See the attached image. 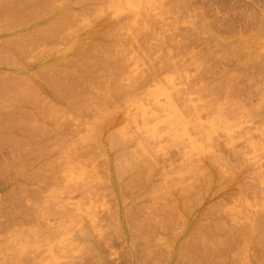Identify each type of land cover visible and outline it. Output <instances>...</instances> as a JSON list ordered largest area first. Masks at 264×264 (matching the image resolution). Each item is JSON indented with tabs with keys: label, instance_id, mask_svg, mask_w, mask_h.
Instances as JSON below:
<instances>
[{
	"label": "rangeland",
	"instance_id": "obj_1",
	"mask_svg": "<svg viewBox=\"0 0 264 264\" xmlns=\"http://www.w3.org/2000/svg\"><path fill=\"white\" fill-rule=\"evenodd\" d=\"M26 1L0 264H264V0H53L43 29Z\"/></svg>",
	"mask_w": 264,
	"mask_h": 264
},
{
	"label": "crops",
	"instance_id": "obj_2",
	"mask_svg": "<svg viewBox=\"0 0 264 264\" xmlns=\"http://www.w3.org/2000/svg\"><path fill=\"white\" fill-rule=\"evenodd\" d=\"M21 2L22 0H7L3 4L0 5V10L5 14V19L2 20V17L0 16V21H2V24H0V48L2 44H5V42H8L10 44H15V42H21L22 35L25 34H37L38 32V26L33 27L32 23H27L23 26L21 22V14L23 11V8H21ZM31 1L27 0L26 3H29ZM35 5L33 6L34 9H38V6L41 7V9L45 8V15L42 18H45V22L47 23V26L45 27V24H43V28H48V26H51V24L48 23V18L53 17V5H51L48 8V3H52L53 0H41L38 2L37 0L34 1ZM45 3V5H43ZM29 6V4H27ZM51 11V15L48 13ZM31 12V9L30 11ZM258 10L255 8V17H257ZM260 13V11H259ZM261 16V15H260ZM36 17V16H34ZM33 17H29L30 20H36L32 19ZM24 28V30H23ZM44 31V30H43ZM32 46L36 45V43H32ZM20 57L19 59H15L13 57H9V59H4L0 57V83L3 81H12L16 84L17 82H20L21 80V66H20ZM32 70V68H30ZM29 70V72H31ZM14 72V73H13ZM28 72V74H29ZM20 74V75H19ZM33 74V72H31ZM31 77V76H29ZM34 77V76H33ZM29 78L32 80V78ZM19 80V81H18ZM4 108V104H0V114H2ZM3 119V118H1ZM1 123V122H0ZM4 124V123H2Z\"/></svg>",
	"mask_w": 264,
	"mask_h": 264
},
{
	"label": "bare ground",
	"instance_id": "obj_3",
	"mask_svg": "<svg viewBox=\"0 0 264 264\" xmlns=\"http://www.w3.org/2000/svg\"><path fill=\"white\" fill-rule=\"evenodd\" d=\"M57 21V20H56ZM59 22V21H58ZM54 23L55 22H53V24H51V25H54ZM58 25V24H57ZM14 73V72H13ZM20 75V74H19ZM27 75V74H26ZM24 76V75H23ZM22 76V77H23ZM28 76V75H27ZM29 76H31V73H29ZM21 77V76H20ZM26 78V77H25ZM30 78V77H29ZM22 79V78H21ZM27 79V78H26ZM18 84V83H17ZM50 86H52V84H49ZM55 86V85H54ZM14 87V86H13ZM17 87H18V85H17ZM52 88V87H51ZM32 90V89H31ZM52 90V89H51ZM50 90V91H51ZM28 92H29V90H28ZM30 93V92H29ZM24 95V94H23ZM28 95V94H27ZM258 110V109H257ZM25 112H26V110H24ZM23 111V112H24ZM254 111V110H253ZM255 112H256V110H255ZM262 112V111H261ZM257 114V113H256ZM20 115H23L22 114V112L20 113ZM255 115V114H254ZM258 115H255V117H257ZM260 116V115H259ZM263 116V115H262ZM261 116V117H262ZM263 118V117H262ZM120 155V153L118 154H115V156H114V158H113V164L112 163H109V175L107 176V180H108V183L109 184H111L112 185V182H113V185L116 187V185H115V183H114V180L115 179H118V178H121V177H125V176H130L131 177V179L133 178V176L137 173V171H138V167H137V162H136V164L134 163V164H127V163H125L126 165H124V164H122L124 161H123V159H121V158H123V157H120L119 156ZM122 156V155H121ZM127 157V156H126ZM121 159V160H120ZM108 161H110V160H108ZM120 161H123L122 163L120 162ZM126 161H127V159H126ZM125 161V162H126ZM111 162V161H110ZM131 162V161H130ZM134 162V161H133ZM112 166H113V168H112ZM207 168V167H206ZM209 171V169H207V171L206 172H208ZM205 172V173H206ZM209 175V174H208ZM208 175L206 174L205 176H207V178H208ZM210 178V177H209ZM127 179V178H126ZM130 178H128L127 180H129ZM130 179V180H131ZM120 181V180H119ZM203 181V180H202ZM207 181H210V180H207ZM150 183V182H149ZM151 184V183H150ZM205 186L204 185H202V187L204 188V187H206L208 184L205 182ZM211 183L209 182V185H210ZM110 185V186H111ZM152 185H154V184H152ZM212 185V184H211ZM150 186V185H149ZM218 186V185H217ZM216 186V187H217ZM154 187V186H153ZM218 188H219V186H218ZM220 188H221V186H220ZM150 189V188H149ZM204 190H205V192H206V188H204ZM148 191H150V190H148ZM214 191H216V189H214ZM205 192L203 191V193L205 194ZM213 192V190L211 191V192H209V193H212ZM208 193V191H207V194H209ZM195 197V196H194ZM193 197V198H194ZM183 197H181V199H182ZM192 198V199H193ZM180 199V200H181ZM184 199V198H183ZM186 199H188V198H186ZM195 199L197 200L198 198L197 197H195ZM185 200V199H184ZM182 201L183 200H181V203H182ZM187 201V200H186ZM188 201H192V200H190V199H188ZM187 201V202H188ZM193 201H195V200H193ZM184 202V201H183ZM196 202V201H195ZM177 203V202H176ZM194 204V203H193ZM193 204H191L190 205V207H192L193 206ZM177 206V205H176ZM181 206H183V203H182V205ZM188 206V205H187ZM210 206V205H209ZM211 206H212V204H211ZM210 206V207H211ZM214 207H216V205L215 206H213V207H211V208H209V210L210 209H212V208H214ZM183 208H184V206H183ZM188 208V207H187ZM175 210H177V208H174ZM173 209V211H175ZM185 209V208H184ZM215 210V209H214ZM208 211V206H207V210H206V212ZM212 211H213V209H212ZM178 212V211H177ZM179 213V212H178ZM177 214V213H176ZM174 215V214H173ZM209 218V217H208ZM205 219H207V218H205ZM204 219V220H205ZM203 221V220H202ZM206 221H210L209 219L208 220H206ZM211 222H212V220H211ZM209 223V222H208ZM214 224V223H213ZM208 225H210V223L208 224ZM214 226V225H213ZM211 229V228H210ZM213 231V230H212ZM209 232V231H208ZM217 234H218V232H217ZM215 235V234H214ZM206 236V235H205ZM210 236H212V238H210ZM216 238V237H215ZM213 240L214 238H213V234L212 235H209V239L208 240Z\"/></svg>",
	"mask_w": 264,
	"mask_h": 264
}]
</instances>
